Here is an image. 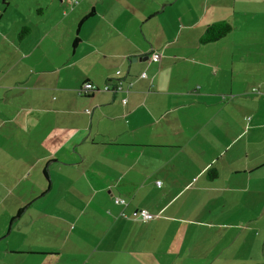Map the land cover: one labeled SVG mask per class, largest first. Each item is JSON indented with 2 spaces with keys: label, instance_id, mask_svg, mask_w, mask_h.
<instances>
[{
  "label": "crops",
  "instance_id": "0c3cea01",
  "mask_svg": "<svg viewBox=\"0 0 264 264\" xmlns=\"http://www.w3.org/2000/svg\"><path fill=\"white\" fill-rule=\"evenodd\" d=\"M22 3L0 0V264H264V0Z\"/></svg>",
  "mask_w": 264,
  "mask_h": 264
},
{
  "label": "built area",
  "instance_id": "2783aa9c",
  "mask_svg": "<svg viewBox=\"0 0 264 264\" xmlns=\"http://www.w3.org/2000/svg\"><path fill=\"white\" fill-rule=\"evenodd\" d=\"M161 57V53L159 51H152L150 54V61L151 62H157ZM115 75L120 74L121 72L119 70L115 71ZM146 75L145 72H142V74L140 75L141 77H144ZM128 84V86L125 89L124 85L122 84V79L119 77H116L115 83L113 86H111L110 83H106L105 85H103L102 90L107 91V90H112V91H123V90H129L128 87H131V83L127 82L126 85ZM264 85V82L261 84ZM99 89L96 85H94L93 83H90L89 81L83 82L82 85L77 89V92L79 94H84L87 92H92ZM251 91L254 94H259L261 91L259 90V86H253ZM127 100L123 99L122 103L126 104ZM159 184V182H157ZM114 202L115 204L118 205H124L126 203V201L123 198H119V197H114ZM122 215H124L123 213H121ZM132 219H137V220H141V221H147L151 218V214L149 212L146 211L145 208H138L135 209L131 212V216Z\"/></svg>",
  "mask_w": 264,
  "mask_h": 264
},
{
  "label": "trees",
  "instance_id": "16d2710c",
  "mask_svg": "<svg viewBox=\"0 0 264 264\" xmlns=\"http://www.w3.org/2000/svg\"><path fill=\"white\" fill-rule=\"evenodd\" d=\"M68 1H73L77 3V0H68ZM89 15V14H87ZM232 27L230 25V23L226 22V21H220V22H216L213 24H208L205 28V32L203 33L202 37H201V41L202 42H214L218 39H220L221 37H223L225 34L229 33L231 31ZM26 32V28H21L20 34H24ZM77 41V40H76ZM264 86V85H262ZM259 90L261 91V95L262 97H264V91L261 90V88H259ZM208 175L210 178H214L216 176V174L214 173L213 170L208 171Z\"/></svg>",
  "mask_w": 264,
  "mask_h": 264
},
{
  "label": "rangeland",
  "instance_id": "374dc122",
  "mask_svg": "<svg viewBox=\"0 0 264 264\" xmlns=\"http://www.w3.org/2000/svg\"><path fill=\"white\" fill-rule=\"evenodd\" d=\"M23 3H22V6H24V2H25V0H21ZM251 89H252V87H251ZM253 93V92H252ZM262 93L260 92L259 93V95H261ZM262 96V95H261ZM263 99H264V97H263ZM7 224H8V222H7ZM7 224L5 225V226H7ZM6 229V227L4 228V230ZM5 231H7V229L5 230ZM6 233V232H5Z\"/></svg>",
  "mask_w": 264,
  "mask_h": 264
}]
</instances>
